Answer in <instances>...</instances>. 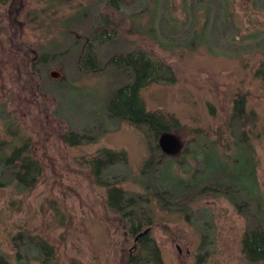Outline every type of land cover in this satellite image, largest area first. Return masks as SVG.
Instances as JSON below:
<instances>
[{
	"label": "rangeland",
	"instance_id": "obj_1",
	"mask_svg": "<svg viewBox=\"0 0 264 264\" xmlns=\"http://www.w3.org/2000/svg\"><path fill=\"white\" fill-rule=\"evenodd\" d=\"M107 21L118 36L99 45L104 56L143 46L176 69V83L141 90L148 110L180 121L182 151L163 173L178 185L169 186L188 193L184 181L194 190L226 180L264 223V0H0V252L11 264H124L134 246L99 182L119 176L128 196L144 194L148 139L107 115L126 74L77 67L86 38ZM239 93L248 96L244 119L234 114ZM25 142L43 165L33 188L18 184L19 163L5 164ZM103 148L126 160L95 174ZM161 204L151 203L150 236L163 264H247L248 220L229 199L180 212Z\"/></svg>",
	"mask_w": 264,
	"mask_h": 264
},
{
	"label": "trees",
	"instance_id": "obj_2",
	"mask_svg": "<svg viewBox=\"0 0 264 264\" xmlns=\"http://www.w3.org/2000/svg\"><path fill=\"white\" fill-rule=\"evenodd\" d=\"M117 36V28L111 26L110 22L101 23L86 38L83 50L77 59V67L84 72L93 73L112 67L126 74L128 81L115 88L109 95L106 104L107 115L110 119H118L135 126L148 139L149 158L141 168L142 173L147 171L141 183L144 194L136 193L128 196L126 190L118 186L123 181L118 178L119 176H114L117 179L114 182H99L107 187L108 204L120 214L123 228L134 241V246L124 264H163L160 249L150 236L154 225L152 202H161V207L167 211L180 212L186 206L196 205L201 200L220 198L221 196L229 199L237 211L248 220L241 240L242 255L245 261L247 264L264 263V223L254 219L252 200L248 198L247 192H244L243 188H237V180V186H232L226 180H222L223 182H208L197 186L194 190H190L194 185L191 182H186L183 179L178 180L184 181V190L187 189L188 193L178 192L176 187L173 189L169 186L168 181L175 182V185H178V182L166 177L167 174L163 175V173L168 165H172L173 161L177 160L180 152L175 155L166 154L160 147L159 138L163 133H174V130L180 125V121L172 113L148 110L141 97V90L154 83H176L178 80L176 69L171 63L157 57L143 46L109 51L104 56L99 45L109 42ZM23 62L27 66L30 64L26 58ZM256 75H262L261 69L257 71ZM247 101L246 93H239L235 97L234 114L240 119H244L247 115ZM61 138L67 143L71 141V136L67 134H63ZM82 142L83 140H79L72 143L77 145ZM29 149L30 144L25 142L21 147L15 149L5 163L9 165L14 160L19 163L18 168L16 167L14 170L16 171L14 176L18 184L25 188L35 187L43 171L41 161L32 155ZM125 154L124 151L115 152L107 148L101 149L93 158L95 174L100 173L107 166L106 170L114 168L113 166L118 164V160L125 161ZM98 160L102 162L101 165ZM106 162L107 164H105ZM147 229L146 233L139 236ZM0 264H11L1 252ZM20 264L28 263L21 262Z\"/></svg>",
	"mask_w": 264,
	"mask_h": 264
},
{
	"label": "water",
	"instance_id": "obj_3",
	"mask_svg": "<svg viewBox=\"0 0 264 264\" xmlns=\"http://www.w3.org/2000/svg\"><path fill=\"white\" fill-rule=\"evenodd\" d=\"M159 144L162 150L168 155H175L180 152L182 146L179 138L174 133H163L159 138ZM148 231L140 233L139 236L143 235ZM138 236V237H139Z\"/></svg>",
	"mask_w": 264,
	"mask_h": 264
},
{
	"label": "flooded vegetation",
	"instance_id": "obj_4",
	"mask_svg": "<svg viewBox=\"0 0 264 264\" xmlns=\"http://www.w3.org/2000/svg\"><path fill=\"white\" fill-rule=\"evenodd\" d=\"M182 150H180V152H181Z\"/></svg>",
	"mask_w": 264,
	"mask_h": 264
}]
</instances>
